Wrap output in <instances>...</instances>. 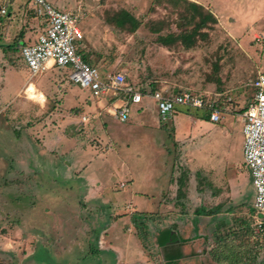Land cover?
<instances>
[{
	"label": "rangeland",
	"instance_id": "obj_1",
	"mask_svg": "<svg viewBox=\"0 0 264 264\" xmlns=\"http://www.w3.org/2000/svg\"><path fill=\"white\" fill-rule=\"evenodd\" d=\"M127 4L138 22L137 28L133 30L131 24L123 22L122 12L125 11L121 7L106 12L104 21L113 26L112 31L118 38L106 64L96 68L102 73L122 72L126 84L131 86L149 87L152 91L164 89L172 95L190 92L226 102L227 107L223 117V120L228 118L223 125L224 132L208 129L201 148L196 138L193 146L197 149L193 150L195 155L189 166L183 164L181 151L176 150L175 172L178 177L186 175L194 181L198 179L204 187L202 201H193L194 204H202L207 210L219 204H224V209L229 207L228 224L225 221L214 224L220 231L214 233L217 235L212 249V230L207 228L209 237L198 258L194 260L193 256L182 262L180 257V263L172 264H264V227L258 226L259 219L253 209L254 192L250 172L243 161L244 138L240 123L243 108H247L254 95L252 83L259 72L264 74V0H215V10L222 14L219 19L215 17L216 22L209 19L211 13L201 4L185 0H129ZM76 17L80 25L82 20ZM127 33H132L133 39L126 36ZM189 35L191 42L187 39L185 43L182 37ZM82 42L83 39L78 52L83 56ZM9 57L11 62L23 63L17 53ZM3 63L0 62V79L6 71ZM18 80L19 76L12 77L11 87L7 85L0 90V264H164L158 256L161 247L157 248L149 240L151 231L146 226L133 230L148 259L146 262L136 257L118 263L116 255L92 254L91 248L98 247L99 234H95V230L102 232V226L109 222L101 213L103 201L99 197L96 205L90 203L88 198L79 197L78 190L64 195L65 188L75 183L70 181L71 176L67 181V175H55L50 165H44L37 155L43 141L34 130L30 131L37 125L31 122L36 117L15 118L23 111L15 109L21 104L20 100L11 102L9 110H1L15 96ZM101 99H107L109 105L115 100ZM148 102L142 103L143 109L138 113L145 115V119L153 118L155 110L158 114L156 103L147 105ZM108 122L122 141L146 152L143 142L147 141V134L141 127L125 131V124L114 122L112 118H108ZM166 126L169 128L164 138L168 142L172 131L168 122ZM38 134L44 135V132ZM57 144L51 140L46 146ZM118 154L139 173L147 168L148 162L155 170L161 165L157 156L152 159L154 156L145 155L135 159L138 162L133 164L136 162L123 154L122 149ZM36 157L38 162L32 161V164L29 160ZM18 158L23 161L21 173L15 167ZM86 158L90 159L89 154ZM71 163L70 172L76 171L79 165L73 160ZM109 163L114 166L116 161ZM41 170H46L42 176L34 173ZM104 172L102 168V177ZM228 184L240 189L239 192L232 193ZM218 237L222 240L218 241Z\"/></svg>",
	"mask_w": 264,
	"mask_h": 264
},
{
	"label": "crops",
	"instance_id": "obj_2",
	"mask_svg": "<svg viewBox=\"0 0 264 264\" xmlns=\"http://www.w3.org/2000/svg\"><path fill=\"white\" fill-rule=\"evenodd\" d=\"M185 1L196 5L201 4L202 8L217 19L222 15L215 10V0ZM51 3L60 10L68 11L81 18L82 23L79 27L83 34L82 43L85 50L82 54L85 61L94 67L106 64L112 52V46L117 43L118 35L113 32V26L104 21L105 13L117 11L121 7L134 17L131 9L128 8L129 0H52ZM209 3L213 4V7ZM24 9L23 0H13L9 6L8 15L0 16V62H5L3 67L6 69L4 76L0 79V86L2 85L0 90L7 85L11 87L9 84L11 78L19 76L15 96L2 106L1 110H9L12 106L11 102L20 100L21 104L15 109L23 111L16 114L15 118L29 115L36 117L31 122L37 125L30 128V131L34 130L36 136L43 141V145L37 148V155L44 165H50V170L55 175H67V181L71 176L70 181L75 183L65 188L64 195L68 196L72 190H78L79 197L83 196L86 200L88 198V201L95 202V205L96 199L99 197L102 199L101 213L110 223L102 226V232L95 230V234H99L98 247L95 248L98 254L116 255L118 263L128 258L133 260L136 257L145 262L148 260L140 242L138 243L133 236L134 227H137L132 220L135 214L147 218L144 219L147 224L144 223L143 229L146 226L147 230L151 231V234H148L149 240L157 248L161 247L158 250V256L164 264L185 262L193 256L196 260L203 244L208 240L209 229L207 228L212 230V244L210 241L212 249L213 238L217 235L214 233L220 231V227L216 228L214 224L224 221L228 224L227 215L230 208L224 209V204H219L213 210H207L202 204H194L193 201H202L204 187L198 179L194 181L189 176L184 181L182 194H179V181L182 176H176L175 151H181L180 158L183 164L189 166L195 155L193 150L195 151L196 147L193 144L196 138L199 139L198 145L201 148V142L207 136L208 129L220 134L224 132L223 125L228 122V118L223 120L227 110L226 102L221 101L225 105L219 122L221 126L217 125L219 123H212L209 115L203 111L187 112V108H177L168 121L172 132L171 140L166 142L164 137L169 127L166 126L167 122L160 121L156 110L154 109L151 119H145V115L140 116L138 113L142 111L144 101H149L147 105L154 102L150 98L151 94L156 91L168 94V91L164 89L152 91L148 89L149 87L134 86L143 98L140 103L131 104L130 120L127 124H121H125L123 125L125 131L126 129L133 131L136 127H141V130L146 132L147 141L143 143L147 150L140 152L138 146H131L128 141H122L117 137L108 122V118L118 122L113 114L114 109L121 105L120 101L114 100L109 105L107 99L93 98L89 93L69 82L67 69L50 64L41 75L31 77L23 63L10 61L9 54L17 53L20 56L21 46L32 42L41 29L38 20L30 14H25ZM125 24L127 25V20ZM33 29L35 30L30 31ZM126 36L133 39L132 33H127ZM249 102L250 100L247 106ZM244 109L246 108L244 107L243 111ZM205 114L208 115V119L201 118ZM83 117H86L84 122ZM53 121L57 123L56 126L52 124ZM206 125L210 126L205 127ZM39 131L44 132V135H39ZM22 138H25V134ZM51 140L58 144L52 147L46 146ZM151 148H153L152 151ZM119 149H122V153L126 156L132 157V162H136L133 164H137L136 160L142 156L150 155L154 156L152 159L156 156L160 158L161 165L156 164L155 170L149 167L152 163L148 162L147 168L139 173L136 167L130 166L127 159L118 157ZM87 154L90 156L88 160ZM76 156L78 157L75 158ZM72 160L77 162L79 168L70 172ZM29 161L38 162L37 157L36 160L31 158ZM111 161H116L114 166L109 163ZM22 163L21 158L16 160L15 167L19 168V173H21ZM102 168L106 171L104 177L100 175ZM46 170L34 173L42 176ZM228 186L234 194L240 190L234 189V186L230 184ZM178 209H180L179 212ZM206 219L210 220L206 222ZM222 225L223 223L221 227ZM199 229H201L200 233ZM180 257L181 261L178 260Z\"/></svg>",
	"mask_w": 264,
	"mask_h": 264
},
{
	"label": "built area",
	"instance_id": "obj_3",
	"mask_svg": "<svg viewBox=\"0 0 264 264\" xmlns=\"http://www.w3.org/2000/svg\"><path fill=\"white\" fill-rule=\"evenodd\" d=\"M25 14L38 20L40 31L32 42L24 44L20 56L31 77L41 75L50 64L69 70L68 80L95 99L109 98L121 102L114 109V118L127 123L131 104L141 102L143 95L134 86L126 84L125 75L119 71L106 73L89 65L78 52L83 39L76 16L63 12L47 0H23ZM13 0H0V16L6 17ZM254 95L240 115L242 123L243 161L249 170L254 192L253 209L264 223V74L259 73L252 83ZM156 103L161 122H168L177 108L200 110L209 115L212 123H219L223 111L211 97L182 92L176 95L156 91L150 95ZM86 117L82 118L84 122ZM261 217V218H260Z\"/></svg>",
	"mask_w": 264,
	"mask_h": 264
},
{
	"label": "trees",
	"instance_id": "obj_4",
	"mask_svg": "<svg viewBox=\"0 0 264 264\" xmlns=\"http://www.w3.org/2000/svg\"><path fill=\"white\" fill-rule=\"evenodd\" d=\"M210 15L211 16H209V19L212 20L213 22H216L215 16H213L212 14H210ZM122 20H123V22H125L127 20V23L132 25V29L133 30H135L137 28V23H138L137 20L134 17L130 16L128 13L122 12ZM182 39L184 40L185 43H186L187 39L190 40V42H191L192 36L191 35L183 36ZM218 106H219V108L221 110H224V108H225V105L222 104L221 102H218ZM200 112H202V111H200ZM201 118L202 119H208V115L205 114ZM185 179L187 180V176L183 175L181 177L180 181H179L180 186H179V190L178 191H179L180 195L182 194L181 189L183 188V184H184ZM144 219L146 220L147 218L139 216V215H136V214L133 215V217H132L133 223L137 226V228L144 226ZM263 221H264V219H263ZM262 226L264 227V223L262 224ZM217 240L220 241V240H222V238L218 237ZM91 250H93V251H91L92 254L98 253L95 248H93V249L91 248Z\"/></svg>",
	"mask_w": 264,
	"mask_h": 264
}]
</instances>
